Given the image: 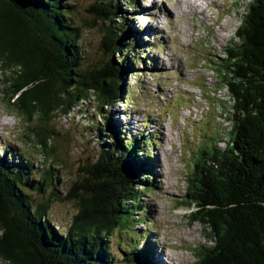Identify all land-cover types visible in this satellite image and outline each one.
Instances as JSON below:
<instances>
[{
    "label": "trees",
    "instance_id": "obj_1",
    "mask_svg": "<svg viewBox=\"0 0 264 264\" xmlns=\"http://www.w3.org/2000/svg\"><path fill=\"white\" fill-rule=\"evenodd\" d=\"M62 2L0 0V61L4 69L14 68L4 80L8 107L27 121L36 116L48 122L54 112L67 114L94 96L106 130L100 122L95 127L99 135L108 133L109 142L100 146L95 161L79 169L81 177L65 195L75 202L76 213L64 233L47 218L45 205H34L25 190L43 193L45 176L36 181L28 164L9 162L3 150L0 259L7 264H111L106 239L132 213L140 189L153 179L143 172L151 155H138L149 138L125 140L115 114L103 116L122 101L120 81L138 61L134 53L140 41L131 40L119 5L130 8L136 0L90 7L105 25L100 48L109 57L90 70L82 69L80 32ZM235 35L241 44L228 46L216 68L232 100L229 141H219H224L223 150L213 145L200 152L188 174L189 217L206 227L211 243L200 251L197 264H264V0L249 2ZM128 54L134 57L128 59ZM33 135L45 149L47 136ZM145 253L149 255L144 249L137 254V262L148 261Z\"/></svg>",
    "mask_w": 264,
    "mask_h": 264
},
{
    "label": "rangeland",
    "instance_id": "obj_2",
    "mask_svg": "<svg viewBox=\"0 0 264 264\" xmlns=\"http://www.w3.org/2000/svg\"><path fill=\"white\" fill-rule=\"evenodd\" d=\"M100 2L116 3L62 2L68 7L69 21L80 32L83 70L101 67L109 58L100 48L105 25L90 11ZM249 2L136 0L130 8L119 2L125 11L123 26L132 31L131 40L140 41L141 48L134 53L138 61L131 74L120 81L122 101L103 116L121 115L113 118L118 119L116 128L126 134L125 140L149 138L150 144L143 145L138 155H151L143 172L153 179L138 190L137 206L106 239L111 264H197L200 251L211 245L206 227L189 217L192 207L185 203L188 174L200 152L213 145L223 150L219 141H229L227 136L219 137L224 128L229 133L232 130V100L216 68L224 62L228 46L241 44L235 31ZM12 69H4L0 61V158L6 150L9 162L28 164L30 177L39 181L45 176L43 193L25 190L34 205H45L47 218L64 233L76 213L75 202L65 195L81 177L79 169L95 161L100 146L109 142L108 133L99 135L95 127L100 122L106 130V122L98 115L94 96L67 114L54 112L48 122L36 116L27 121L8 107L9 95L4 94V80ZM34 131L47 136L45 149ZM143 249L149 251L144 254L148 261L137 262ZM0 264L7 263L0 259Z\"/></svg>",
    "mask_w": 264,
    "mask_h": 264
},
{
    "label": "built area",
    "instance_id": "obj_3",
    "mask_svg": "<svg viewBox=\"0 0 264 264\" xmlns=\"http://www.w3.org/2000/svg\"><path fill=\"white\" fill-rule=\"evenodd\" d=\"M226 133H228V132H227V128H224L223 132H221V136H222V137H225V136H226ZM221 144H224V141L221 142Z\"/></svg>",
    "mask_w": 264,
    "mask_h": 264
},
{
    "label": "clouds",
    "instance_id": "obj_4",
    "mask_svg": "<svg viewBox=\"0 0 264 264\" xmlns=\"http://www.w3.org/2000/svg\"><path fill=\"white\" fill-rule=\"evenodd\" d=\"M113 104H116V103H113ZM115 114V116H121L119 115V113L117 114L116 112H113Z\"/></svg>",
    "mask_w": 264,
    "mask_h": 264
},
{
    "label": "bare ground",
    "instance_id": "obj_5",
    "mask_svg": "<svg viewBox=\"0 0 264 264\" xmlns=\"http://www.w3.org/2000/svg\"><path fill=\"white\" fill-rule=\"evenodd\" d=\"M137 264H140V263H137Z\"/></svg>",
    "mask_w": 264,
    "mask_h": 264
}]
</instances>
